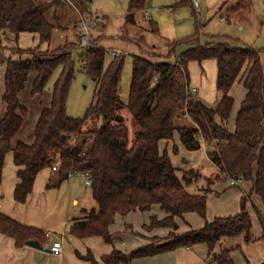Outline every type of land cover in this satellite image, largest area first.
<instances>
[{"label":"trees","instance_id":"16d2710c","mask_svg":"<svg viewBox=\"0 0 264 264\" xmlns=\"http://www.w3.org/2000/svg\"><path fill=\"white\" fill-rule=\"evenodd\" d=\"M92 1L88 0L89 4ZM54 2L55 13L50 14L40 0H0V47L8 35L15 40L24 31L40 35L38 46L13 47L6 59L3 99L7 109L0 120V185L10 151L20 166V181L15 189V198L20 202L26 201L33 191L38 173L53 167L57 161H60L58 168L48 186L60 185L72 173L88 172L93 179L91 188L97 206L86 217L71 222L69 232L80 238L102 235L112 241L110 226L118 213L146 211L160 204L168 215L163 219L153 217L149 227H169L170 234L129 253L115 249L107 256V264L130 262L136 257L201 242H206L213 251L225 237L244 235L251 241L253 215L249 202L264 236V47L233 45L222 37L202 42L201 24L197 20L192 35L167 42L170 53L182 48L175 60L157 62L134 55L129 102L125 104L120 92L125 56H114L106 65L107 49L101 45L102 37H97L80 53L83 70L97 81L96 99L84 116H71L67 105L77 72V42L66 41L53 49L41 48L46 42L51 45L56 33L67 29L62 15L67 4L64 0ZM77 2L83 8L86 6V0ZM188 3L194 7L190 0L179 1V4ZM146 4L147 0L129 1L127 25H137L136 15ZM241 6L242 3L231 8L230 13H239ZM197 12L194 7V13ZM150 26L153 31H159V23L153 18ZM129 30L127 27L123 37H128ZM142 39L143 36L139 41ZM206 60H215L218 68L216 89L220 95L213 103L198 96L191 86V62L203 66ZM59 67L52 103L40 114L32 131L33 142L19 140L15 144L14 138L29 113L20 92L31 73L36 72L32 91L43 93ZM237 82L243 84L246 95L233 128L230 120L236 99L231 92ZM125 108L135 119L132 137L123 115ZM177 137L189 151L200 150L206 143L208 156L219 168L218 174L204 177L208 185L197 186V192L189 187L203 177L200 169L175 165L168 148H161L163 141L173 142V152L178 154ZM234 177L250 185L242 198L240 212L216 216L200 228L178 230L177 217L187 212L206 217L212 185ZM0 232L13 237L18 246L31 239L41 242L48 239L43 229L22 223L1 209ZM232 249L214 254V259L219 264H235ZM88 257L97 263L92 254Z\"/></svg>","mask_w":264,"mask_h":264},{"label":"crops","instance_id":"0c3cea01","mask_svg":"<svg viewBox=\"0 0 264 264\" xmlns=\"http://www.w3.org/2000/svg\"><path fill=\"white\" fill-rule=\"evenodd\" d=\"M168 8H170L168 9L170 11L172 6ZM148 10L151 12V9ZM226 16V21H228L229 14H226ZM23 33H26V31L20 34L19 39L22 38ZM32 33L35 34V40L37 36L40 38L38 33ZM3 43L2 39L0 53H2L1 48L4 47ZM48 47V42L41 46L43 50ZM198 68L201 76L200 79L197 74ZM0 69L3 71L0 75V83H2V80L5 81L4 88L2 84L0 85L1 120L7 109V104L3 99L6 90V58L4 62L1 59ZM190 69L192 71L191 86L197 88V92L195 93L206 101L213 103L220 94L217 89L207 90L212 84L216 86V81L214 80L213 83L208 79L206 69L211 70L212 73L215 72V79L217 80V62L215 60H206L203 66H201L198 62L193 61L190 64ZM35 77L36 75L33 81ZM24 89L20 92V98ZM35 95L34 97L38 98V104L40 103L41 105L37 106L36 114L32 119V130L35 128L43 108L51 105L53 91L49 87L43 93ZM245 95L246 90L244 88L241 100L244 99ZM234 122L230 124L233 128ZM21 131L14 138L15 144L19 140H26L20 136ZM33 140L34 137L26 141L33 142ZM176 142L180 145V152L178 154L173 152V142L163 141L161 148H168L175 165L185 169L196 167L203 173L201 164L198 163L200 159L193 163L192 151L190 152L185 149L180 144L178 137L176 138ZM184 151H187V153H184ZM202 151L208 156L206 143H203V147L198 151L200 152V158L202 157ZM187 155H190L189 159H186ZM208 158L210 159L209 156ZM210 161L212 162L211 159ZM212 164L213 168L211 171L213 172L211 174H203L208 176L218 174L219 168L213 162ZM19 168L20 166L15 163L13 151H10L6 156L3 180L0 185V209L22 223L39 227L45 232L50 231L51 235L48 236L46 242H41L49 250L36 248L27 243L23 246H18L13 237L0 232V264H94L93 260L88 257L89 254L94 256L96 264H107V256L115 249L129 253L140 246L153 242L155 236L166 237L172 231L171 228L165 226L149 227L153 217L163 219L168 215L167 211L160 204H155L151 209L146 211L136 209L126 214L118 213L115 221L110 226L112 241H107L102 235L84 238L77 237L69 232L71 222L75 219L86 217L91 209L97 206L92 188L86 184L84 174L72 173L60 185L48 186L54 176V170L51 166L46 167L38 173L33 191L28 195L27 200L20 202L15 198V189L20 181L18 175ZM194 189L198 191L197 185ZM249 190L250 185L245 181L242 182L241 186L236 184L227 186L226 182L214 183L212 191L208 195L207 216L203 217L198 212H187L183 216L177 217L179 223L178 230L184 232L191 228H200L205 225L207 220H212L216 216L237 214L242 208V198ZM248 208L253 215L254 239L251 241H247L244 235L225 237L217 242L213 251H210L206 242H201L187 247L160 252L155 255L136 257L130 262H121L120 264H219L214 259V254H220L225 248H233L231 255L235 264H264L263 229L251 202H249ZM55 240H61L63 243V252L61 254H56L51 249Z\"/></svg>","mask_w":264,"mask_h":264},{"label":"rangeland","instance_id":"374dc122","mask_svg":"<svg viewBox=\"0 0 264 264\" xmlns=\"http://www.w3.org/2000/svg\"><path fill=\"white\" fill-rule=\"evenodd\" d=\"M40 1L44 2L48 13H55V0ZM77 1L64 0L67 6L62 9V15L63 20L67 24V29L57 32L53 43L51 45L49 44V47L53 49L66 41L77 42V48H75L77 72L67 105V112L71 116H84L88 106L96 99L97 81L83 70L82 62L80 61V53L83 52L85 47L82 45L80 39V33L82 32L81 25L83 26L82 23L84 21L89 22L93 18H97V23L93 29L92 41L97 37H102L101 45L107 49L106 65H108L114 56H119V54L125 56L123 76L120 84L121 97L125 104L129 102L134 55H141L157 62L175 60L176 54L180 53L182 48L180 47L175 53H170L167 42L192 35L196 31L197 20L201 24L202 42H206L212 37H222L225 41L233 45H252L257 48L264 47V0H244V2H242L243 0H202L203 9L197 13H194V7L191 3L179 4L181 0H147L145 9L139 11L136 15L137 25L133 26L127 25L126 22V14L130 0H93L90 4L86 0V6L84 8ZM241 3L242 6L239 13H230L229 10L231 8L239 6ZM169 6H172L170 11L167 10ZM159 7H163L164 10L160 11L156 9ZM148 9H151V16H146ZM226 14H229L228 21L222 19V15ZM237 14H239L238 18L236 16ZM151 18L158 21V32L151 29ZM127 27L130 29L127 33L128 37H123ZM34 36V33L26 31L18 41L13 39L12 35H8L9 38L4 37V47L1 48L0 61L2 59V62H4L5 58L7 59L11 55L13 47L21 46L27 48L38 45L40 38L37 36L35 40ZM141 36L144 39L139 41ZM113 51L118 52V54H114ZM15 56L18 57L19 55L16 54ZM197 70L198 73H196L200 79L199 68ZM60 71L61 67L55 71L53 77L47 84V89L50 87L53 91L54 83ZM2 72V69H0V75ZM206 72L208 79L214 83V80L216 81L215 72L212 73L209 69H206ZM35 75L36 72L31 73L30 80L21 97L23 103L29 108L28 116L20 133V136L24 137L27 141L33 137L31 122L36 114L37 106L41 105L40 103L38 104V98L34 97L36 95L32 91ZM1 84L4 88L5 81L2 80ZM212 89H216V86L213 84L207 88L208 91ZM243 91V85L238 82L232 89L236 103L230 124L235 121L236 112L242 101L241 95ZM123 115L125 116L126 123L130 127L132 137L134 134L135 119L126 108L123 110ZM198 151H192L191 153L193 155V163L200 159L198 163L201 164L203 173L211 174L213 172L211 171L213 168L212 162L204 154V151H202V157L200 158V152ZM184 153H187V151H184ZM189 158L190 155L186 157V159ZM203 173V177L189 187L191 191L197 192L194 189L196 185L199 187L208 185L204 178L208 175ZM211 176L214 175L212 174ZM226 185L231 186V181L226 182ZM239 185L241 186L242 183ZM95 202L97 204V201ZM157 238L163 239L164 237L155 236L153 240L157 241Z\"/></svg>","mask_w":264,"mask_h":264},{"label":"built area","instance_id":"2783aa9c","mask_svg":"<svg viewBox=\"0 0 264 264\" xmlns=\"http://www.w3.org/2000/svg\"><path fill=\"white\" fill-rule=\"evenodd\" d=\"M191 2L193 3L194 7L196 8V10L198 12L202 11V9H203L202 0H191ZM157 9L160 10V11L164 10L163 7H159ZM168 9H170V8H167V10ZM146 15L147 16L151 15L150 10L146 11ZM223 19L227 20V16L224 15ZM96 23H97V18H93L89 22L88 21L87 22L84 21L82 23L83 26L81 25L82 32L80 33L81 34L80 35V39H81V42H82L83 46L88 47V46H90L92 44L93 29L95 28ZM113 53L114 54H118V52H116V51H113ZM192 91L196 92L197 88L196 87H192ZM59 162L60 161H57V163L54 164V166L52 167L53 170H56L58 168ZM83 174H84V176L86 178V184L91 186L92 183H93V179L91 178V175L88 172L83 173ZM230 181H231L232 184H236V185H239V184H241L243 182V180L241 178H239V177L231 178ZM46 234H47V236H49V235H51V232L47 231ZM51 249H52V251L54 253L61 254L63 252V243H62V241L61 240H55L53 242L52 246H51Z\"/></svg>","mask_w":264,"mask_h":264},{"label":"water","instance_id":"95a60500","mask_svg":"<svg viewBox=\"0 0 264 264\" xmlns=\"http://www.w3.org/2000/svg\"><path fill=\"white\" fill-rule=\"evenodd\" d=\"M27 244L36 248H40V249H47L45 248V246L41 243V241L37 240V239H31L27 241Z\"/></svg>","mask_w":264,"mask_h":264}]
</instances>
